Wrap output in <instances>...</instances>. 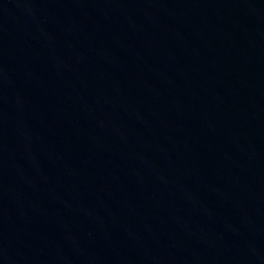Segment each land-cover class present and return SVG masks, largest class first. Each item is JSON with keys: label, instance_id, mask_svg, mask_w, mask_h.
I'll return each instance as SVG.
<instances>
[{"label": "water", "instance_id": "95a60500", "mask_svg": "<svg viewBox=\"0 0 264 264\" xmlns=\"http://www.w3.org/2000/svg\"><path fill=\"white\" fill-rule=\"evenodd\" d=\"M0 264H264V0H0Z\"/></svg>", "mask_w": 264, "mask_h": 264}]
</instances>
